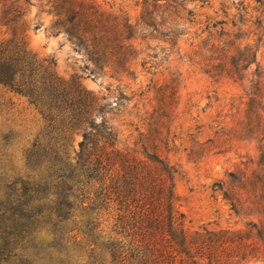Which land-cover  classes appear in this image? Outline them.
<instances>
[{
  "label": "rangeland",
  "instance_id": "374dc122",
  "mask_svg": "<svg viewBox=\"0 0 264 264\" xmlns=\"http://www.w3.org/2000/svg\"><path fill=\"white\" fill-rule=\"evenodd\" d=\"M90 1L131 25L127 71L97 68L52 27L50 15L24 1L26 13L16 20L4 17L0 4V42L23 41L38 57L53 59L65 83H82L97 95L103 111L95 120L113 127L117 147L141 157L155 151L174 164L189 230L264 227V0ZM44 132L28 98L0 85V264L25 252L33 264L63 257L51 256V225L40 219L33 229L9 200L16 174L24 172L25 150ZM82 138L81 128L71 132L73 154ZM20 231L17 249L5 244ZM64 262L75 264L72 257Z\"/></svg>",
  "mask_w": 264,
  "mask_h": 264
},
{
  "label": "trees",
  "instance_id": "16d2710c",
  "mask_svg": "<svg viewBox=\"0 0 264 264\" xmlns=\"http://www.w3.org/2000/svg\"><path fill=\"white\" fill-rule=\"evenodd\" d=\"M21 1L50 15L52 27L65 32L97 68H130L134 47L127 43L133 35L128 22L100 11L90 0H0L3 16H23ZM54 64L21 40L0 42V85L26 96L46 128L44 139L25 150L24 172L16 174L9 200L26 214L33 229L38 230L40 219L47 229L51 225V256H63L58 264H66L64 257H72L75 264L264 260V227L257 223L249 229L189 230L179 208L177 167L155 151L145 150L141 157L117 147L113 127L95 120L103 111L99 97L82 83H65ZM75 128H81L83 138L73 154L69 136ZM21 233L4 236L5 244L17 249ZM14 256L20 260L12 264L34 262L28 252Z\"/></svg>",
  "mask_w": 264,
  "mask_h": 264
}]
</instances>
